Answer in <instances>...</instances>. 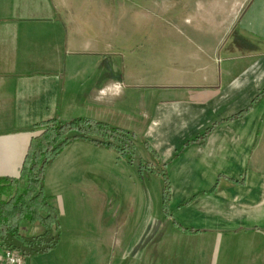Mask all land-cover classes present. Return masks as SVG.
Returning a JSON list of instances; mask_svg holds the SVG:
<instances>
[{
	"label": "crops",
	"instance_id": "1",
	"mask_svg": "<svg viewBox=\"0 0 264 264\" xmlns=\"http://www.w3.org/2000/svg\"><path fill=\"white\" fill-rule=\"evenodd\" d=\"M55 117L140 136L170 196L73 142L45 174L51 264H264V0H0V177Z\"/></svg>",
	"mask_w": 264,
	"mask_h": 264
},
{
	"label": "trees",
	"instance_id": "2",
	"mask_svg": "<svg viewBox=\"0 0 264 264\" xmlns=\"http://www.w3.org/2000/svg\"><path fill=\"white\" fill-rule=\"evenodd\" d=\"M261 95L243 113L250 110ZM31 131L34 136L19 176L0 177V251H16L27 259L48 254L57 247L60 241L59 214L45 192V174L47 168L76 141L114 151L140 173L148 171L149 175L162 177L165 183L164 203L168 205L170 180L167 170L161 164L153 165L141 155L137 156L139 145L150 152L151 148L135 133L86 117L69 121L55 117L33 126ZM211 131L208 130L204 136ZM151 153L154 155L155 152ZM135 158L140 160L139 164H135ZM24 224L37 225L41 230L25 235Z\"/></svg>",
	"mask_w": 264,
	"mask_h": 264
},
{
	"label": "rangeland",
	"instance_id": "3",
	"mask_svg": "<svg viewBox=\"0 0 264 264\" xmlns=\"http://www.w3.org/2000/svg\"><path fill=\"white\" fill-rule=\"evenodd\" d=\"M138 136V135H137ZM138 138H139V140L141 141V137L140 136H138ZM139 148H141V145H139ZM143 150V149H142ZM141 150V151H142ZM141 152L139 151L138 152V154H137V156H140L141 154H140ZM143 153H145L146 154V151H143ZM144 160L146 161V159H148V157H146V155H144ZM149 160V159H148ZM87 163H89L88 161H87ZM140 163V160L138 159V158H135V164H139ZM105 173V172H104ZM108 173H106V175H107ZM146 173H144V174H142V176H143V178L144 177H146L147 175H145ZM148 178H149V180L151 181V182H153L154 184H156V181H155V179H154V177L152 176V175H148ZM116 180H118L119 182H121V183H124V182H128V177L126 176V175H121V176H117L116 178H115ZM158 182H160V184L162 183V181L160 180V181H158ZM59 224H60V220H59ZM24 226V229H23V232H24V234L25 235H31V233H33V231L34 230H37L36 231V233L39 231V230H41V228L39 227V226H37V225H31V224H24L23 225ZM166 229L165 230H167L168 228H169V226H168V223L166 222ZM26 228H28V229H26ZM33 229V230H32ZM60 238H61V229H60ZM46 255V254H45ZM50 258L51 257H49V256H43V255H41V256H37V257H29V258H27V259H25V264H51V262L49 261L50 260Z\"/></svg>",
	"mask_w": 264,
	"mask_h": 264
},
{
	"label": "built area",
	"instance_id": "4",
	"mask_svg": "<svg viewBox=\"0 0 264 264\" xmlns=\"http://www.w3.org/2000/svg\"><path fill=\"white\" fill-rule=\"evenodd\" d=\"M0 264H25V258L16 251L2 250L0 252Z\"/></svg>",
	"mask_w": 264,
	"mask_h": 264
},
{
	"label": "clouds",
	"instance_id": "5",
	"mask_svg": "<svg viewBox=\"0 0 264 264\" xmlns=\"http://www.w3.org/2000/svg\"><path fill=\"white\" fill-rule=\"evenodd\" d=\"M117 87L119 88L120 86H119V85H117ZM101 91H103V90H101Z\"/></svg>",
	"mask_w": 264,
	"mask_h": 264
}]
</instances>
